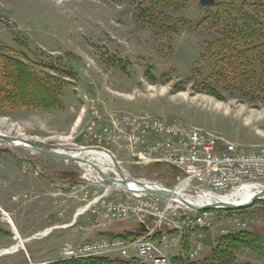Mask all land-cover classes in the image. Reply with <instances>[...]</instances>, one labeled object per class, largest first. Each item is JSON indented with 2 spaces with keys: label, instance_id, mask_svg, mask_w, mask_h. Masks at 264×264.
<instances>
[{
  "label": "rangeland",
  "instance_id": "374dc122",
  "mask_svg": "<svg viewBox=\"0 0 264 264\" xmlns=\"http://www.w3.org/2000/svg\"><path fill=\"white\" fill-rule=\"evenodd\" d=\"M140 11L131 0H0V64L10 58L6 72L15 81L17 72L26 78L25 86L19 81L12 88L0 68V131L47 150L115 153L108 120L124 131L127 117L151 116L222 136L242 152L264 153V95L250 80L234 79L238 66L233 71L221 63L207 46L210 33L193 29L211 6L188 0L181 9L164 10L178 25L168 33L147 25ZM254 59L264 79V57ZM241 70L249 73L247 66ZM117 151L128 177L181 188L176 168L138 164L122 138ZM87 175L75 162L0 140V264H109L115 251L146 264L136 258L144 237L128 232L145 222L143 206L160 212L164 200H140ZM260 180L264 184V175ZM183 191L203 195L194 187ZM200 217L203 228L186 223L180 230L175 218L149 239L164 264L181 262L183 251L188 262L205 260L219 245L236 255L232 264H264V242L229 240L264 234V201ZM121 230L127 232L116 234ZM95 244L105 253L79 257Z\"/></svg>",
  "mask_w": 264,
  "mask_h": 264
},
{
  "label": "built area",
  "instance_id": "2783aa9c",
  "mask_svg": "<svg viewBox=\"0 0 264 264\" xmlns=\"http://www.w3.org/2000/svg\"><path fill=\"white\" fill-rule=\"evenodd\" d=\"M126 120L128 121L124 126V131L118 128L113 120H108L109 142L111 146L116 148V152L112 153L111 150L101 149L117 159L119 156L117 146L122 138L126 143L127 152L138 164L158 163L176 168L180 172L177 180L181 190L183 188H197L198 192L203 194L200 197L204 196L205 199L209 198L212 201L196 205L183 194V190L163 185L165 190L180 193L182 198L192 205L215 204L221 202L224 198L232 200L234 198L242 201V197H237L238 194L245 192L247 187L252 190V186L255 189L258 186V188L253 190L252 194L246 196L245 201L248 199L247 202H249L254 196L264 192V184L260 180L264 175V153L242 152L234 143L222 136L204 132L195 127H188L177 120L168 122L151 116L127 117ZM117 161L124 173L125 170L121 163L118 159ZM117 174L116 172V176L119 178V174ZM88 175L85 177L89 180L93 179ZM122 176L128 178L125 173ZM102 182L104 181L101 180V184H103ZM99 183L100 181L97 182V184ZM133 195L140 200L154 197L163 199L165 202V207L160 212L155 208L143 206L141 214L145 222L142 225L147 229V233L141 235L144 238L136 244V258L143 263L164 264L165 258L157 254L159 248L149 241L150 238H153L151 235L158 232L163 224L178 218L181 219L178 226L180 230L186 229V223L201 228L205 225L200 215L207 211L196 212L180 203L159 196ZM215 211L226 210H210L208 212ZM86 250L91 253H82L79 256L80 258L91 257L92 255L99 256L104 252L97 244L86 246ZM122 252L115 251L113 255L125 258Z\"/></svg>",
  "mask_w": 264,
  "mask_h": 264
},
{
  "label": "trees",
  "instance_id": "16d2710c",
  "mask_svg": "<svg viewBox=\"0 0 264 264\" xmlns=\"http://www.w3.org/2000/svg\"><path fill=\"white\" fill-rule=\"evenodd\" d=\"M141 9V13H147L143 16L147 25L156 27L160 31L174 32L177 31L176 23L171 18L164 15V10H178L187 4L188 0H131ZM211 11L206 17L193 25V29L204 30L210 33L211 42L207 46L219 57L220 62L235 70L238 66L240 74H234V79L251 81L258 91L264 95V79L257 75V67L255 57H264V2L258 0L255 3L248 4L247 0H225L224 3H217L211 6ZM258 12V14H256ZM255 15V17H253ZM181 24V22L179 23ZM10 59V58H9ZM9 59L4 60L0 64V68L4 69L2 81L10 82L11 87H15L17 82H21V87L25 86L26 78L22 75L19 78V72L16 73L17 78H12L6 70L9 68L7 63ZM12 59V58H11ZM12 64V62H11ZM14 64V63H13ZM248 67L249 73L244 74L241 68ZM17 69V68H16ZM222 76V71H218ZM225 76V74H223ZM34 75H32L33 79ZM263 81V82H262ZM17 87V86H16ZM215 212H233V211H215ZM131 234V233H129ZM134 235V234H131ZM248 236V239H255L264 242V234H241L232 237L236 240L238 237ZM230 249L219 245L210 257L205 260L188 262L185 258L184 251L179 258L181 262L177 264H232L231 258L236 259V255L231 256ZM109 264H136L130 263L123 259H107Z\"/></svg>",
  "mask_w": 264,
  "mask_h": 264
},
{
  "label": "bare ground",
  "instance_id": "6f19581e",
  "mask_svg": "<svg viewBox=\"0 0 264 264\" xmlns=\"http://www.w3.org/2000/svg\"><path fill=\"white\" fill-rule=\"evenodd\" d=\"M78 123H79V121H78ZM0 134L5 135V136H10V135L2 132V131H0ZM1 141H3V140H1ZM27 141L28 140H26V139H18V137H17V140L14 143H8L6 141H3V142L8 143L11 147H14V148H23V149H28V150L33 151L32 150V147L30 145H28V143H26ZM66 150L57 149V152L58 153H61V154H67L68 156H70L71 158H73L75 160L82 161V162H76L75 161V163H77L78 165H80V167H82L86 172H88V174H89L88 176L89 177L90 176L91 177H94V174H95L97 176L96 178H98L99 181L102 180V178L100 177V175L97 174V172L93 169V167L91 165H89L87 163H84V162H87V161H89L90 163H93V164L95 163L96 166H98L100 168V170L103 172V174H105V175H108V172L109 171H112V172H115V173L117 172L115 170V168L112 166V161H113L112 158H113V156L111 158L110 157V154L108 152H105L104 150H101V148H92L91 147L88 150L87 149H81V148L80 149H76V150H71V151H66ZM35 153H37V152H35ZM118 176H119V178H122V176H120V175H118ZM138 181H140V180H138ZM142 182H144L149 188L165 190V187H163L162 184H159L158 182H151V181H148L147 182L146 180H144ZM115 186H118V185L115 184ZM122 189L125 190L124 192L127 191V192L131 193V195L132 194L139 195V194L134 193V192L135 191H139V192L141 191L142 192V190H143V188H139L136 185V183H134V182H130L129 183L128 190L124 189L123 187H122ZM180 190H181V188H180ZM182 192H183V194H185L184 191H182ZM253 192L254 191L251 190L250 187L249 188L247 187V188H245V192L239 193L238 196H237V197H242V199H243L242 201H238V199H234V198H233V200L230 199V198H224L221 202L227 203V204H234V205L246 204V202H247L248 199L245 201V197L246 196H249ZM175 194L178 195V196H180L182 198V196L180 195V193L178 194V193L175 192ZM186 197H188V196L186 195ZM190 197H188L191 200V201L190 200L189 201L192 202L193 204H196V205H201L203 203H210V202H212V201H210L209 198L208 199H205L204 196L203 197H200L198 199L192 197L193 199H197V200H193ZM148 199H149V197H148ZM176 202L184 205L180 200H177ZM259 202H263V201H259ZM10 220H11V224L13 225V229L16 231V235L18 233V236H19V232L16 229V226H15L14 221L12 220V218H10ZM17 250H18V246H16L15 248H13L12 253L15 252V251H17ZM3 253H10V251H4Z\"/></svg>",
  "mask_w": 264,
  "mask_h": 264
},
{
  "label": "water",
  "instance_id": "95a60500",
  "mask_svg": "<svg viewBox=\"0 0 264 264\" xmlns=\"http://www.w3.org/2000/svg\"><path fill=\"white\" fill-rule=\"evenodd\" d=\"M214 3H215V0H200V4L202 6H212ZM0 139L3 141H6L8 143H14L17 140L16 137L5 136L2 134H0ZM26 143H28V145H30L32 147V150L34 152H37V153L42 154L44 156H47V157H50L53 159H57V160H63L66 162H69V161L70 162H75V161L76 162H82V161H78V160L71 158L67 154L58 153L57 150H55V149L47 150L44 147L38 145L37 143H33L30 141H27ZM84 163L91 165L93 167V169L98 173V175H100V177L103 180H105L106 182L113 183V184H119L126 190H128L129 183L134 182V183H136V185L138 187L143 188L142 192L141 191L140 192L135 191L134 193L156 195V196H161L165 199L180 200L185 206H187L188 208H190L191 210L196 211V212H205V211H210V210L233 211V210L245 209V208H249L255 202L260 201L261 199L264 198V192H263V193H260L256 196H254L252 198V200L247 204L234 205V204H227V203L219 202V203H215V204H208L205 206H194L191 203H189L188 201L182 199L180 196H178L176 194H172V193L168 192L167 190L149 188L145 183H143L141 181H137L133 178H124L123 176H122L121 180H119V179L117 180L115 178H109L103 174V172L100 170V168L98 166H96V164L90 163L89 161L84 162Z\"/></svg>",
  "mask_w": 264,
  "mask_h": 264
},
{
  "label": "crops",
  "instance_id": "0c3cea01",
  "mask_svg": "<svg viewBox=\"0 0 264 264\" xmlns=\"http://www.w3.org/2000/svg\"><path fill=\"white\" fill-rule=\"evenodd\" d=\"M16 226V225H15ZM129 231H130V229H129ZM127 231H124V230H121V231H119V233H116V234H122V233H126Z\"/></svg>",
  "mask_w": 264,
  "mask_h": 264
}]
</instances>
